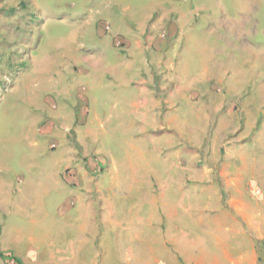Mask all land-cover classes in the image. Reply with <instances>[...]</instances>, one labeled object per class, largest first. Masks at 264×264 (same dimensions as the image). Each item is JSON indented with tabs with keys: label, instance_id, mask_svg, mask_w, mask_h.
Here are the masks:
<instances>
[{
	"label": "rangeland",
	"instance_id": "rangeland-1",
	"mask_svg": "<svg viewBox=\"0 0 264 264\" xmlns=\"http://www.w3.org/2000/svg\"><path fill=\"white\" fill-rule=\"evenodd\" d=\"M220 168L264 206V0H0V264L249 248Z\"/></svg>",
	"mask_w": 264,
	"mask_h": 264
},
{
	"label": "crops",
	"instance_id": "crops-1",
	"mask_svg": "<svg viewBox=\"0 0 264 264\" xmlns=\"http://www.w3.org/2000/svg\"><path fill=\"white\" fill-rule=\"evenodd\" d=\"M212 170V169H210ZM210 170H201L200 174L201 176L204 175V173L209 172L211 177L219 175V178L224 179L223 181H217L221 184L227 185L231 189V193L227 194V197H223L220 195H217V201L221 205V207L224 209V216H229V222L227 225L224 226V229L226 231H230L232 226V223H235L236 225V232L240 234V244H242V241L245 242L246 239H249L251 244L249 248L246 249H237L233 247L232 250H235V253L230 251V246H232V243L229 242V244H226L228 248H223L220 254L221 256L214 255L213 259L206 263L201 257L197 256H187V259H179L175 264H186L187 261H189L191 264H256L258 262V249L253 244V240H259L264 244V206H261L260 200H255L257 203L255 206L253 205L251 201V194H247L248 190H251L252 183L251 181L244 183L247 184L245 187L242 186V179L241 176L238 174V172L232 174L229 173L228 170L224 168H220L217 170L216 175H214L212 171ZM214 178V177H212ZM207 183H211L212 181H206ZM243 184V185H244ZM182 188V183L180 186V189ZM257 190V191H256ZM183 192V191H182ZM255 192L257 194H260L261 190L256 188ZM208 207V205H207ZM244 239V240H243ZM173 241V240H172ZM176 244L178 245L174 251L171 250L173 256H179L181 257V254L183 251L180 252L179 247L180 243H178V240H176ZM165 243L168 244V241L166 240ZM229 249V250H228ZM239 250V251H238ZM262 251V250H261ZM91 251H79V255L81 253L84 254V256L89 255ZM99 252V255L101 257H104L107 255V252H103L102 250H97L96 253ZM74 255L77 254V249L73 253ZM78 255V254H77ZM98 256L97 254H95ZM201 255V254H199ZM131 256V255H129ZM169 256V259H170ZM224 261L222 263L221 261ZM175 262L172 260V263ZM164 262L160 261L158 258L155 257L153 254L152 260H149L148 262L145 261L144 263L140 264H162Z\"/></svg>",
	"mask_w": 264,
	"mask_h": 264
}]
</instances>
